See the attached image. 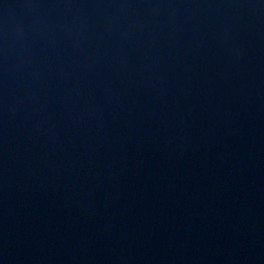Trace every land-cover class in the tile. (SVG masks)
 Returning <instances> with one entry per match:
<instances>
[{
  "label": "water",
  "instance_id": "water-1",
  "mask_svg": "<svg viewBox=\"0 0 264 264\" xmlns=\"http://www.w3.org/2000/svg\"><path fill=\"white\" fill-rule=\"evenodd\" d=\"M0 264H264V0H0Z\"/></svg>",
  "mask_w": 264,
  "mask_h": 264
}]
</instances>
